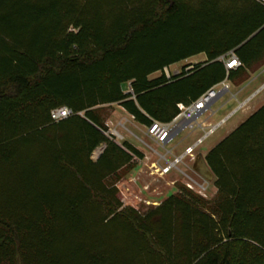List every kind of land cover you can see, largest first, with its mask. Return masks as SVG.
<instances>
[{"label":"trees","instance_id":"1","mask_svg":"<svg viewBox=\"0 0 264 264\" xmlns=\"http://www.w3.org/2000/svg\"><path fill=\"white\" fill-rule=\"evenodd\" d=\"M262 65L258 0H0V264H263L249 256H264V103L205 155L214 199L180 185L144 212L117 183L145 155L99 113L169 122ZM61 106L73 114L54 121Z\"/></svg>","mask_w":264,"mask_h":264},{"label":"rangeland","instance_id":"2","mask_svg":"<svg viewBox=\"0 0 264 264\" xmlns=\"http://www.w3.org/2000/svg\"><path fill=\"white\" fill-rule=\"evenodd\" d=\"M206 59V55L202 53L174 63L169 66L170 74L171 76L179 75L183 71H187L186 68L189 65L203 63ZM162 73L163 71H158L150 77H158ZM248 76L246 80L241 82L240 80L230 81V91L222 94L199 117L198 123L205 122L206 119L211 124L224 121L197 147L196 154L200 152L205 157L210 148H213L234 130L255 111V108H259L264 103V65L249 71ZM120 109L116 104H107L99 108L101 118L107 127L106 134L113 137L119 144L131 139L136 145L144 149L145 155L144 164H142L144 171H139V167L132 169L117 183L119 196L125 206L134 207L140 212L147 211L149 208L159 205L171 194L177 193L180 185L192 189L206 199L212 200L215 198L217 194V188L214 184L215 177L208 179L198 168H194L193 163L197 158L191 159L187 156L188 158L179 164L181 169L178 167L179 169H173L165 175H161L159 172L150 174L152 163L157 162L160 167L166 164L163 156H166L169 160L173 159L171 154H167L168 149L176 153L182 151L188 144L195 142L198 137H203L207 128L202 130V127L199 126L193 130L182 131L165 148V145H159L149 137L146 125L138 123L134 118V122L133 120L129 122L121 113L116 112ZM139 162V160H136L137 164ZM184 162L187 164L184 165ZM189 184L191 187L188 186ZM249 260L251 263L261 261L264 264V256L258 258L251 254Z\"/></svg>","mask_w":264,"mask_h":264},{"label":"built area","instance_id":"3","mask_svg":"<svg viewBox=\"0 0 264 264\" xmlns=\"http://www.w3.org/2000/svg\"><path fill=\"white\" fill-rule=\"evenodd\" d=\"M264 3V0H258ZM225 65L227 71L231 69H236L241 66V61L237 57V55L231 51L227 55L221 56L219 58ZM193 66L189 65L186 70L191 69ZM163 73L167 78L171 77L169 66L163 68ZM264 87V85H263ZM231 89V83L228 78H225L223 81L214 84L210 88H208L205 92H203L196 100L190 103H178L177 107L179 112L177 115L169 122H161L156 119H152L149 126H147V134L153 140H155L159 145H164L166 141H171L178 135L180 132L185 130H193L196 127H202L205 130L203 137H198L197 140L187 146L183 153L179 155H173V159L169 160L166 156L164 158L165 165L160 166L157 162H154L153 165L156 166L157 171L163 175L169 173L173 169H179L178 165L183 162L185 157L189 156L191 159L198 158V154H196L197 147L203 142V140L211 135L217 127L224 121L222 120L219 123L205 125V122L198 123L199 117L207 111L213 103H215L219 97L229 92ZM126 92H132V88L130 83L127 84ZM72 110L67 106H61L54 108L51 111V117L54 121H59L64 119L70 115H72ZM231 115V114H230ZM176 129H180L179 132L174 134ZM109 136V135H108ZM111 137V136H109ZM104 146L98 147L92 154L93 159H97L100 153L103 151ZM171 154V151H168ZM158 165V166H157ZM188 186L191 187L189 184Z\"/></svg>","mask_w":264,"mask_h":264},{"label":"crops","instance_id":"4","mask_svg":"<svg viewBox=\"0 0 264 264\" xmlns=\"http://www.w3.org/2000/svg\"><path fill=\"white\" fill-rule=\"evenodd\" d=\"M202 54V53H201ZM171 66V65H170ZM126 88H127V85H126ZM119 108H121L120 109V111L119 110H116V112H119V113H121L122 115H123V117H126V119L130 122V120H133V116L132 115H130L122 106H120L119 104H116ZM257 108H255V110H256ZM125 112V113H124ZM133 122H134V120H133ZM210 121L208 120V119H206V121H205V125H207L208 123H209ZM211 123V122H210ZM201 128V127H200ZM202 130H203V128H201ZM130 143H132L134 146H136L139 150H141L143 153H144V149H142L141 147H139L138 145H136L131 139H127ZM171 143V141H166L165 142V148H167L168 146H169V144ZM194 143V142H193ZM192 143V144H193ZM159 144V143H158ZM189 145H191V144H188L187 146H189ZM186 146V147H187ZM185 147V148H186ZM185 148L182 150V151H178L177 153L176 152H174L173 150H170V149H168L167 151H171V155L173 156V155H179V154H181V153H183L184 152V150H185ZM211 149V148H210ZM209 149V150H210ZM198 153V156L199 155H201L202 156V153H200V152H197ZM167 154H170V153H167ZM161 156V155H160ZM203 157V161H202V163H200V161H198V158L196 159V161L193 163V165H194V168H198L202 173H203V171L201 170V167L202 166H206V167H208V165H207V163H206V160H205V157H204V155L202 156ZM186 158H188V157H185V159ZM184 159V160H185ZM140 162L137 164L136 163V166H135V168H138L139 167V171H144V166H142V164H144V159H140L139 160ZM187 163L186 162H184V165H186ZM164 165V164H163ZM153 167H154V169H153ZM178 167L181 169V166L180 165H178ZM150 168L152 169V171H151V173L150 174H154L155 172H158L157 171V169H156V166L155 165H153V163L150 165ZM167 174V173H166ZM165 175V174H164ZM203 175H205L204 173H203Z\"/></svg>","mask_w":264,"mask_h":264},{"label":"water","instance_id":"5","mask_svg":"<svg viewBox=\"0 0 264 264\" xmlns=\"http://www.w3.org/2000/svg\"><path fill=\"white\" fill-rule=\"evenodd\" d=\"M179 130H180V129H176V130L174 131V134H173L172 136L176 135V134L179 132ZM198 161H200V163H202V161H203V157H202L201 155L198 156ZM205 167H206V166H205ZM207 168H208L209 172L211 173V176H206V175H205V177H207L208 179H212V177L214 176V174L212 173V171L210 170L209 167H207Z\"/></svg>","mask_w":264,"mask_h":264},{"label":"bare ground","instance_id":"6","mask_svg":"<svg viewBox=\"0 0 264 264\" xmlns=\"http://www.w3.org/2000/svg\"><path fill=\"white\" fill-rule=\"evenodd\" d=\"M201 170L203 171V173H204L206 176H211V173L209 172V170H208L207 167L202 166V167H201Z\"/></svg>","mask_w":264,"mask_h":264}]
</instances>
